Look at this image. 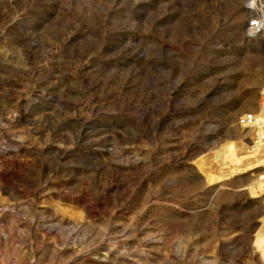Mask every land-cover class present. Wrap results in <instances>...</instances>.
I'll return each instance as SVG.
<instances>
[{
	"label": "rangeland",
	"instance_id": "1",
	"mask_svg": "<svg viewBox=\"0 0 264 264\" xmlns=\"http://www.w3.org/2000/svg\"><path fill=\"white\" fill-rule=\"evenodd\" d=\"M262 109L264 0H0V264H263Z\"/></svg>",
	"mask_w": 264,
	"mask_h": 264
},
{
	"label": "bare ground",
	"instance_id": "2",
	"mask_svg": "<svg viewBox=\"0 0 264 264\" xmlns=\"http://www.w3.org/2000/svg\"><path fill=\"white\" fill-rule=\"evenodd\" d=\"M256 121L260 122V124L264 126V109L260 111V113L256 117ZM214 157H215V161L218 162L220 165L226 164L228 162H233L234 161V143L227 142L224 145H222V147L219 149V151L215 154ZM208 179L210 181H213V180H218L220 178L209 176ZM252 247L255 253L258 255V257L262 260L264 264V217L261 220V226L258 228L256 233L254 234V237L252 239Z\"/></svg>",
	"mask_w": 264,
	"mask_h": 264
}]
</instances>
